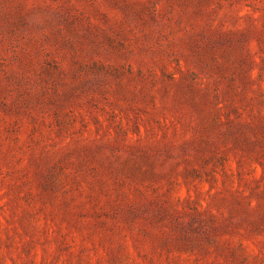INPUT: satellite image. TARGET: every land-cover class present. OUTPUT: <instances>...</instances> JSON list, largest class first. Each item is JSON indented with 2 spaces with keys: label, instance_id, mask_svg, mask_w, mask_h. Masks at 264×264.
<instances>
[{
  "label": "rangeland",
  "instance_id": "374dc122",
  "mask_svg": "<svg viewBox=\"0 0 264 264\" xmlns=\"http://www.w3.org/2000/svg\"><path fill=\"white\" fill-rule=\"evenodd\" d=\"M0 264H264V0H0Z\"/></svg>",
  "mask_w": 264,
  "mask_h": 264
}]
</instances>
